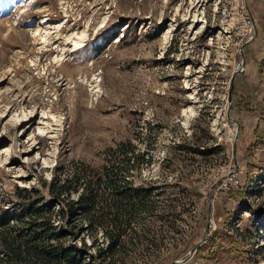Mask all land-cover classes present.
<instances>
[{"label":"rangeland","instance_id":"obj_1","mask_svg":"<svg viewBox=\"0 0 264 264\" xmlns=\"http://www.w3.org/2000/svg\"><path fill=\"white\" fill-rule=\"evenodd\" d=\"M263 61L264 0H0V211L16 189L47 200L54 175L125 168L132 187L158 189L116 264L185 258L207 226L205 242L225 230L237 243L185 264H264ZM126 140L134 153L116 150ZM80 238L88 247L86 232L67 243ZM245 244L261 250L226 252Z\"/></svg>","mask_w":264,"mask_h":264},{"label":"trees","instance_id":"obj_2","mask_svg":"<svg viewBox=\"0 0 264 264\" xmlns=\"http://www.w3.org/2000/svg\"><path fill=\"white\" fill-rule=\"evenodd\" d=\"M115 36L112 34L109 40ZM101 50L98 46L94 53L98 55ZM260 67H264V61ZM261 115L264 121V111ZM132 148L130 141L126 140L116 150L126 153L127 149H131L134 153ZM178 148L195 149L183 144ZM217 152L218 149L214 147L210 153ZM134 157L137 160L143 159L142 154H135ZM113 167L102 173L91 170L84 179L75 176L59 180L54 175L46 185L47 200L40 198L38 192L16 189L15 194L20 202L12 209L0 211V264L118 263V254L127 249L128 241H125V237L132 223L143 213L155 210L152 194L158 188L132 187L131 182L123 177L125 168L121 170L118 167L114 171ZM129 167L138 168L139 165L136 163ZM248 187V182L239 183L240 191L245 194H248ZM71 192L77 193L75 200L70 198ZM81 220L86 223L84 228L79 227ZM260 230L261 226L256 225L255 231ZM99 231L102 233L100 242L96 236ZM80 232L87 233L88 247L83 238H80V246L67 243L69 239L78 238ZM235 238L234 233L217 230L195 254L201 250L212 253L214 248L221 251L237 243ZM90 248L95 249V254L87 252ZM249 248L246 245L242 250L230 248L226 252L236 250L240 251V257H249L251 254L257 255L261 250L258 248L252 251Z\"/></svg>","mask_w":264,"mask_h":264},{"label":"water","instance_id":"obj_3","mask_svg":"<svg viewBox=\"0 0 264 264\" xmlns=\"http://www.w3.org/2000/svg\"><path fill=\"white\" fill-rule=\"evenodd\" d=\"M245 4H246V0H245ZM250 14V13H249ZM251 17V20L252 19V16L250 15ZM257 36V30L255 29L254 27V36L253 38L246 42V44L250 43L255 37ZM244 44V45H246ZM243 47H241V57H242V68L240 70H237L235 71L232 76H231V79H230V89H229V96H228V102L231 101V92H232V89H233V85H234V80L236 78L237 75H240L244 72V67H245V61H244V55H243ZM225 116H226V119L231 122L232 124L235 125V133H234V137H233V147H232V158H233V162H234V169L235 171L238 170V163H237V160H236V141H237V138H238V135H239V124L238 122L230 115L229 113V107L227 106L226 110H225ZM209 212H210V209H209ZM208 221L210 222V214L208 216ZM208 227H206V230H205V235L207 234V231H208ZM205 235L202 237V239L192 248L190 249V251L188 252L187 256L185 258H182L180 260H176V261H173L169 264H185L186 262L189 261V259L193 256V254L195 253V251L205 242Z\"/></svg>","mask_w":264,"mask_h":264},{"label":"bare ground","instance_id":"obj_4","mask_svg":"<svg viewBox=\"0 0 264 264\" xmlns=\"http://www.w3.org/2000/svg\"><path fill=\"white\" fill-rule=\"evenodd\" d=\"M168 33H169V30H167V31L164 33V36H163L164 40L167 39V35H168ZM54 61H55V60H54ZM56 61H57V59H56ZM19 92H20V91H19Z\"/></svg>","mask_w":264,"mask_h":264},{"label":"built area","instance_id":"obj_5","mask_svg":"<svg viewBox=\"0 0 264 264\" xmlns=\"http://www.w3.org/2000/svg\"><path fill=\"white\" fill-rule=\"evenodd\" d=\"M247 35H248V31L246 30V28H245V31H244V33H243V37H247ZM240 65L238 64L237 65V68L239 67Z\"/></svg>","mask_w":264,"mask_h":264}]
</instances>
